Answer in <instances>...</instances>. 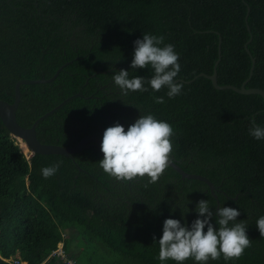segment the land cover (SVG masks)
<instances>
[{"label": "trees", "instance_id": "trees-1", "mask_svg": "<svg viewBox=\"0 0 264 264\" xmlns=\"http://www.w3.org/2000/svg\"><path fill=\"white\" fill-rule=\"evenodd\" d=\"M248 6L255 68L246 87L264 89V0H0V99L13 102L18 80L50 78L68 62L53 81L20 86L22 126L60 105L36 125L42 143L74 146L91 134L103 138L115 123L127 131L149 113L168 122L175 132L171 159L208 177L219 208H236L237 222H247L252 246L244 255L207 264H264V237L256 226L264 216V140L249 135L253 119L264 127V99L195 78L212 74L221 36L218 83L240 87L246 80ZM143 33L163 35L175 46L179 96L170 99L167 88L154 92L147 84V92L123 95L115 86L120 69L129 78L154 75L150 66L130 67L134 41ZM157 96L165 102L155 103ZM102 158L101 146L89 143L70 156L28 159L0 120V264H57L51 254L58 243L70 254L62 232L68 228L79 239L77 264H177L158 259L163 222L172 218L190 227L200 200H208L211 223L219 228L217 200L205 182L183 178L171 166L155 183L147 176L117 180L99 166ZM60 161L45 179L41 169Z\"/></svg>", "mask_w": 264, "mask_h": 264}, {"label": "clouds", "instance_id": "clouds-1", "mask_svg": "<svg viewBox=\"0 0 264 264\" xmlns=\"http://www.w3.org/2000/svg\"><path fill=\"white\" fill-rule=\"evenodd\" d=\"M164 40L163 35L143 33L142 39L134 41L130 67L144 69L150 66L154 75L150 79L142 76L129 78V71L120 69L115 72L113 82L123 95L147 92L145 84L154 92L167 88L170 99L182 93L183 83L176 80L181 71L179 54L174 45L165 44ZM154 102L162 104L165 101L163 97L157 96ZM174 135V129L168 122L158 120L151 113L141 115L127 131L117 122L103 133V158L99 160V166L117 180L131 181L137 176H147L150 178L149 183H155L171 163ZM249 135L256 140H264V127L253 119ZM61 163L42 168L43 177L47 179L54 176ZM195 210L198 216L190 227L177 219L164 220L163 234L158 241L160 261L172 260L183 264L185 260L193 258L200 264H207L209 259L218 260L221 255L225 261H229L239 259L245 249L252 246L247 235V222H237L241 213L236 208L220 207L216 210L218 229L211 223L214 213L208 200L198 201ZM256 226L261 237H264V216L257 219Z\"/></svg>", "mask_w": 264, "mask_h": 264}, {"label": "water", "instance_id": "water-1", "mask_svg": "<svg viewBox=\"0 0 264 264\" xmlns=\"http://www.w3.org/2000/svg\"><path fill=\"white\" fill-rule=\"evenodd\" d=\"M250 12V7H247V13L245 16L246 24H247V29L249 32V38L244 44V48L248 55L250 56L251 59V66L249 69L248 77L246 80L242 83L240 87H237L232 84H219L218 79H217V66L220 62L221 55H222V38L221 36L219 37L218 40V50H217V59L214 63L213 67V72L212 74H206V73H199L195 78L199 76H204L208 79L211 80L213 86L216 89L219 90H224V89H231L237 93L240 94H258L264 99V89L258 88V87H246V84L250 81L254 68H255V59L250 52V49L248 48V44L252 41V32L250 30V27L248 25V15ZM68 64L65 63L63 64L55 73L52 77L50 78H42V79H20L16 82L15 87H14V101L13 102H8L6 100L0 99V120L6 127V129L9 131L10 135L12 137L21 138L25 141L27 144L29 150L31 151V155H34L35 153L39 154H63V155H72L74 153L80 152L84 149H86L89 145V143H94L96 145L101 146L102 143V138L99 137L97 134H91L88 136H85L82 138L76 145L74 146H61L57 144H45L42 143L38 137H37V132H36V125L37 123L44 117L53 112L56 108H58L60 105L52 109L51 111L45 113L43 116L39 117L36 119V121L29 127L22 126L21 124L18 123L17 121V110L19 107L20 103V97H21V91H20V86L22 84H38V83H48L53 81L58 74L61 72V70ZM195 78H193L190 81L186 82H191ZM178 81V80H177ZM173 169H175L183 178H188V179H196V180H201L205 182L209 189L211 190L212 195L216 198L217 200V195L215 193L216 187L214 184L210 181V179L204 175L201 174H196V173H189L184 171L174 160L171 159V163L169 164ZM219 208V202L217 200V208Z\"/></svg>", "mask_w": 264, "mask_h": 264}, {"label": "rangeland", "instance_id": "rangeland-1", "mask_svg": "<svg viewBox=\"0 0 264 264\" xmlns=\"http://www.w3.org/2000/svg\"><path fill=\"white\" fill-rule=\"evenodd\" d=\"M15 138V137H14ZM16 139V138H15ZM17 140V139H16ZM17 143H18V140H17ZM19 145V143H18ZM20 146V145H19ZM21 147V146H20ZM22 149V148H21ZM29 149V148H28ZM23 151V150H22ZM30 151V150H29ZM30 155H31V151H30V154L29 155H26L25 156L29 159L30 158ZM63 232V238H68L69 239V245H70V254L69 253H64L63 257H60L61 259H75V257H77L81 251L80 249V245L78 244L79 242V239H77L76 235H77V232L75 229H72V228H68V229H65L62 231ZM62 247V242L58 243L57 245V249L60 251ZM14 260V259H13ZM105 260H113V259H105ZM104 260V261H105ZM100 261H102V259H100ZM67 264V263H65Z\"/></svg>", "mask_w": 264, "mask_h": 264}, {"label": "built area", "instance_id": "built-area-1", "mask_svg": "<svg viewBox=\"0 0 264 264\" xmlns=\"http://www.w3.org/2000/svg\"><path fill=\"white\" fill-rule=\"evenodd\" d=\"M63 246H64V243H62V247L60 251L58 250L59 249L58 248L54 250L51 255H56L59 259H61L60 257H63L64 256L63 254L66 253ZM62 260L67 264H77L73 259H62ZM24 263H27V262H22L18 259L13 260V264H24Z\"/></svg>", "mask_w": 264, "mask_h": 264}, {"label": "bare ground", "instance_id": "bare-ground-1", "mask_svg": "<svg viewBox=\"0 0 264 264\" xmlns=\"http://www.w3.org/2000/svg\"><path fill=\"white\" fill-rule=\"evenodd\" d=\"M17 140H18V143H19V145L21 146L23 152H24L26 155H29V154H30V151H29L28 146H27V144L25 143V141H24L23 139H21V138H17ZM17 140H16V141H17ZM30 157H31V156H30ZM24 264H27V263H24Z\"/></svg>", "mask_w": 264, "mask_h": 264}, {"label": "crops", "instance_id": "crops-1", "mask_svg": "<svg viewBox=\"0 0 264 264\" xmlns=\"http://www.w3.org/2000/svg\"><path fill=\"white\" fill-rule=\"evenodd\" d=\"M63 243V242H62ZM59 261L57 262V264H65V262L62 259H58ZM74 261L77 263L76 259H74Z\"/></svg>", "mask_w": 264, "mask_h": 264}]
</instances>
